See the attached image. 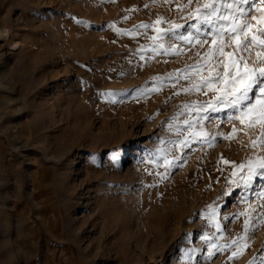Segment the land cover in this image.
Here are the masks:
<instances>
[{
  "label": "rangeland",
  "instance_id": "1",
  "mask_svg": "<svg viewBox=\"0 0 264 264\" xmlns=\"http://www.w3.org/2000/svg\"><path fill=\"white\" fill-rule=\"evenodd\" d=\"M207 2L0 0V264H264V121L193 107Z\"/></svg>",
  "mask_w": 264,
  "mask_h": 264
},
{
  "label": "snow or ice",
  "instance_id": "2",
  "mask_svg": "<svg viewBox=\"0 0 264 264\" xmlns=\"http://www.w3.org/2000/svg\"><path fill=\"white\" fill-rule=\"evenodd\" d=\"M259 3L264 4V0H259ZM244 5H248V7L245 8ZM254 10L261 13L259 19L252 14ZM196 14L200 23L212 29L207 35L211 37L215 47L206 53V56L225 55L227 62L220 61L216 67L222 69L221 71L214 70V76L193 85L196 91L208 88L209 91H219L220 93L214 101L194 105V109L200 110L208 107L211 111H218L216 105H220L224 108L234 109L241 116L258 111L259 114L255 116V119L264 121V26L253 27L252 25L253 20H257L258 25H264V9L258 7L257 0H209L203 4L202 8L197 9ZM144 27H149V25H144ZM176 27L182 26L177 25ZM196 32L198 34L201 32L200 27H196ZM164 34L167 33L162 31L161 39ZM175 38L191 42L190 36L177 35ZM226 39L235 42L237 52L245 54L237 57L225 53L224 49L229 46L225 43ZM160 47H163V44ZM253 49L257 50V59L249 66L247 57L251 56ZM208 62L205 60L204 64L198 65L194 69L197 75ZM188 78L185 76V79ZM221 82L224 83L222 89L218 90L212 87L214 83ZM153 90L155 91V89ZM190 90L192 89H184L186 92ZM232 118L229 117V119ZM260 167L264 168V163H261Z\"/></svg>",
  "mask_w": 264,
  "mask_h": 264
}]
</instances>
